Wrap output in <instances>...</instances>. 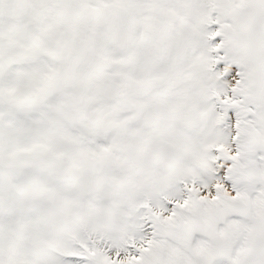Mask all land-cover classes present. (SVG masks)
<instances>
[{
    "label": "snow or ice",
    "instance_id": "1",
    "mask_svg": "<svg viewBox=\"0 0 264 264\" xmlns=\"http://www.w3.org/2000/svg\"><path fill=\"white\" fill-rule=\"evenodd\" d=\"M0 264H264V0H0Z\"/></svg>",
    "mask_w": 264,
    "mask_h": 264
}]
</instances>
